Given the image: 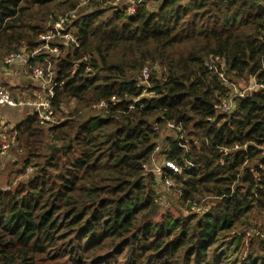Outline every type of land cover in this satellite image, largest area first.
Wrapping results in <instances>:
<instances>
[{
  "label": "trees",
  "instance_id": "1",
  "mask_svg": "<svg viewBox=\"0 0 264 264\" xmlns=\"http://www.w3.org/2000/svg\"><path fill=\"white\" fill-rule=\"evenodd\" d=\"M114 1L87 0L93 11L71 23L78 46H60L51 60L53 116L69 102L76 108L49 129L58 157H48L28 194L19 196L21 185L14 195L0 191V264H103L125 254L128 264H200L251 213L264 215V89L235 98L231 115L218 111L231 93L218 72L231 84L264 87V0H155V12L145 2L133 16L116 10L105 19L102 7ZM80 4L0 0V57L34 48L41 23L78 15ZM145 68L148 84L138 86ZM87 110L95 113L85 118ZM167 123L181 132L158 155L192 165L180 175L162 171L175 180L179 205L206 197L219 204L201 217L156 223L143 173ZM39 128L31 114L13 128L24 164L40 154ZM234 238L232 251L241 253ZM247 262L264 264V240Z\"/></svg>",
  "mask_w": 264,
  "mask_h": 264
},
{
  "label": "rangeland",
  "instance_id": "2",
  "mask_svg": "<svg viewBox=\"0 0 264 264\" xmlns=\"http://www.w3.org/2000/svg\"><path fill=\"white\" fill-rule=\"evenodd\" d=\"M130 3L129 1H127ZM146 6L148 7L150 12H155L157 10L158 3L155 0H145ZM119 4V3H118ZM120 5V4H119ZM83 8V9H82ZM103 9H107L103 17L107 19L110 15L114 12V8L116 9V5L108 4ZM94 9V4L90 5H83L81 10H79L78 15L76 16V20L80 19L81 17H85L86 15L90 14ZM61 15V14H59ZM127 15V14H126ZM80 17V18H79ZM43 27L44 34L49 28L52 26L50 21H45L40 24ZM73 32L76 31L74 28ZM40 34V35H41ZM63 44L64 39L58 38L53 41V45L55 43ZM36 46L29 47L23 44L19 47L17 52H22L25 56L30 57V62L27 66L20 67L18 65L15 66H5L3 64V60L5 56L0 57V84L3 86L12 96L23 95V100L37 103L38 99L36 98L37 95L41 97V100L47 95V91L43 90L41 84H38L32 80L31 74L32 70L35 67H39L44 69L46 72L50 71L51 77L52 72L51 70L55 67L53 65H45L43 60H52L56 54L52 51V46L48 49H43L42 38L38 36L35 41ZM64 47L67 45L63 44ZM66 49V48H65ZM33 56V58H31ZM54 60V59H53ZM33 83V89H25V87L29 84ZM239 86H236V93L232 92L231 95H235L234 97L238 96L239 94L243 93V90L247 89L250 86V83L241 82L238 83ZM50 83L46 82L43 84L44 89L49 88ZM30 93V94H28ZM41 102V101H39ZM5 109V112L3 110ZM0 108V133L7 132L15 125L20 123V121L25 118L27 115L32 113V110L28 107H21L20 109L10 108V107H3ZM75 102H69L66 105L62 106L60 111L53 116L52 109L50 112L49 123L40 124L38 121V126L44 132V137L40 138V154H37L34 158L24 164L28 157L26 156V151L22 152L20 149L17 148L15 145V140L12 139L9 149L4 157L0 160V191L1 192H10L11 195L17 192V187L19 185L25 186V190L20 194L22 195L28 194L26 192L29 189V182L33 180L34 177L37 176V173L40 172L41 169H46V162L48 157L54 156L58 157V153H56L53 149L54 147H60L59 144L54 138L52 139V135L48 134L49 129L53 127L55 124L66 121L67 116L71 113H74L75 109ZM74 110V111H73ZM96 111V109H93ZM95 112L87 110L83 113L85 118ZM165 127L160 129L158 140L156 141L159 143L161 147H163V143H165L166 137H172L173 134L170 132H166ZM15 134L12 133V138H14ZM184 139V136H183ZM160 153V152H159ZM158 152L152 156V161L146 163L144 166V183L148 185L154 191L155 199L154 202L158 205V216L155 218L156 223H161L162 221L168 220L163 219L167 216L174 218V220H183L178 218H184L188 215L198 216L201 217L206 213H209L215 209V207L219 204L218 199H214L212 197H206L205 199L196 202L191 208H186L179 205V191L175 185V180L170 177H164V179L160 176L159 170L161 167L164 166L165 160L162 156L158 155ZM25 160V161H24ZM191 165V164H190ZM51 176L55 174L53 169L46 170ZM165 178L171 180L173 182L172 187L165 186ZM27 185V186H26ZM221 202V201H220ZM198 219H193V223ZM184 221V220H183ZM246 223L244 226H241L236 229L235 232L228 234L226 238H221L219 243L214 245V253L211 259L207 261L201 260L200 264H248V257L249 251H257V244L264 240V215L258 211H254L250 214L249 219H245ZM185 223V222H183ZM189 223V221H188ZM240 235L241 242L239 241L241 253H236L232 248L235 247L237 241L234 238V235ZM66 237V236H65ZM68 237V236H67ZM68 239V238H67ZM66 239V240H67ZM72 241V239H68L66 242L67 244ZM51 255H58V250H54L51 252ZM221 254V256H217ZM117 262H113L110 260L109 262H103V264H128L127 258L128 255L119 256ZM67 258V257H63ZM166 259L167 256L164 255L161 260ZM117 259V258H116ZM170 264H183L181 263V258H173L170 260ZM193 262V260H192ZM191 264H197L192 263ZM55 263H59L58 260Z\"/></svg>",
  "mask_w": 264,
  "mask_h": 264
},
{
  "label": "built area",
  "instance_id": "3",
  "mask_svg": "<svg viewBox=\"0 0 264 264\" xmlns=\"http://www.w3.org/2000/svg\"><path fill=\"white\" fill-rule=\"evenodd\" d=\"M127 1H129L130 3H128ZM120 5H119V4ZM145 3V0H116L114 1V3H109L111 5H116V9L114 8V12L116 10H121L123 12H125L127 14V16H133L137 9L139 7H141L143 4ZM87 5V0H81V4L80 7ZM108 5V4H107ZM106 6V5H105ZM76 11H72L68 14H65L63 17H60L56 22H54L52 24V26L49 28V30H47L44 34L39 35L40 39L42 38V43L43 49H48L50 46H52V51L56 54L53 57H57L59 55V47L60 46H64L63 44L69 46V45H74V46H78L77 44V40L75 37V32H73L72 30L74 29L71 26L72 21H75L76 19ZM58 38H62L64 39L63 44L55 43L53 45V41L58 39ZM31 58H33V56H31ZM30 60H34V59H30V57L25 56L22 52H16V53H11L9 55H7L4 60H3V64L5 66H15L18 65L20 67H25L27 66V64L30 62ZM216 62L218 64V66L220 67V70H224V61L223 60H219L216 59ZM43 63L47 66H49L51 64L50 60H43ZM209 70H214L216 72H218V70L214 67H211L209 65H207ZM88 72L90 71L89 69L87 70ZM51 72L53 73V69L51 70ZM221 81L223 82V85L226 86L227 88L230 89L231 93L234 92L236 93V86L237 84H231L227 81V79L224 77V75H222V73L218 72ZM32 80L38 84L42 85V89L47 91V95L43 98V100H41V97L39 95H37V99L38 102L34 103V102H29V101H24L23 100V95L18 96H12L3 86H1L0 84V108L3 107H10V108H16V109H20L21 107H28L29 109L32 110V113H30L31 115H36L38 118V121L40 124H48L49 123V118L50 117V112H51V100L54 96V88L56 87L55 82L52 80L53 79V74L51 77V73L50 71H45L42 68L39 67H35L32 70V74L31 77ZM149 79V71L147 68H145L143 70V72L141 73V79H139L138 81V86H146L148 83ZM50 83L49 88L44 89L43 84L44 83ZM239 86V85H238ZM29 87H25V89L27 90ZM264 89L263 86L258 85L256 82H252V84H250V86L243 90L242 94L238 93V96L234 97L235 95H229L228 100H225L224 102H222V104L219 106L218 111L222 114H226V115H231L234 112L235 109V98L237 97H242L246 92H252V91H257V90H262ZM30 94V93H28ZM41 101V102H39ZM103 104H100V106H102ZM14 128V127H13ZM13 128H11L9 131L7 132H2L0 133V160L4 157V155L7 153L8 149H9V145L12 141V133L15 134L13 132ZM165 128L168 132H170L171 134L173 133H180L181 132V127L179 126H175L173 123H167L165 124ZM157 129V127H155V130ZM15 137V136H14ZM183 142V139H182ZM162 149V147L160 145L156 146L154 153L156 154V152H160ZM235 149H238V147H235ZM264 153V150H263ZM153 158V157H152ZM152 158L150 159V161H152ZM192 167V165L188 164V166L186 168H181V167H177L173 162L171 161H165V164L163 167H161V169L159 170L160 172V176L162 175V171L166 170L167 172L173 174V175H180L182 173V170H188ZM162 177V176H161ZM165 186L166 187H172L173 182L171 180H168L165 178Z\"/></svg>",
  "mask_w": 264,
  "mask_h": 264
},
{
  "label": "crops",
  "instance_id": "4",
  "mask_svg": "<svg viewBox=\"0 0 264 264\" xmlns=\"http://www.w3.org/2000/svg\"><path fill=\"white\" fill-rule=\"evenodd\" d=\"M26 87H29V89H33V83H29ZM4 112H5V109L3 108Z\"/></svg>",
  "mask_w": 264,
  "mask_h": 264
}]
</instances>
